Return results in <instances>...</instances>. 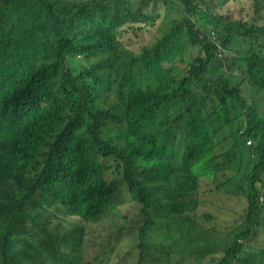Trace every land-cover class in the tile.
<instances>
[{
	"label": "trees",
	"instance_id": "trees-1",
	"mask_svg": "<svg viewBox=\"0 0 264 264\" xmlns=\"http://www.w3.org/2000/svg\"><path fill=\"white\" fill-rule=\"evenodd\" d=\"M104 1V0H103ZM171 0L166 2V5ZM40 0H0V9H7L9 16L5 18L13 31L0 30V85L12 84L25 96L21 107L22 126L16 133L0 129V219L1 238L14 246L22 256L24 264H125L124 257L110 258L101 248L82 247L75 242L73 230L63 234H54L44 226L35 222L36 235L29 236V243L21 247L16 245L19 234L26 232L24 219H34L35 213L29 211L27 205L40 206L49 210L55 217H62L74 225L75 230L83 231L87 222L95 218L108 219L115 228L138 242L139 259L137 264H171L170 244L167 233L150 228L151 215L147 204L117 205L110 199L96 200L85 197L79 178L83 170L89 172L91 187L99 191L98 198L107 196L110 192L103 179L104 167L97 157L98 147L117 163L122 164L123 175L132 186L136 187L134 177L136 163L132 148L139 127L149 124L174 125L180 120L182 132L187 142L196 150L194 166L199 177L212 179L222 177L228 179L227 158L229 153L216 146L223 143L228 146L230 133L218 131L208 105L191 99L180 100L167 94L170 88L168 81L172 78L173 57L159 52L155 45L151 49L153 55L146 57L129 51L106 70L105 78L123 74V80L129 84L159 83L161 89H148L146 95L135 94L136 88L129 92L118 94L117 102L120 111L108 114L110 118L126 123V128L113 131L110 127L102 129V113H94L95 104L78 103V96L84 94L86 101L91 99L90 87L70 73H60L52 77L46 76L49 69L58 71L68 67V59L72 56H89L91 48L88 45L77 46L68 42H45L38 35H33L35 18L39 12ZM169 10L166 9V12ZM24 16V19L22 17ZM187 24L189 13L183 10L181 17ZM23 27L26 32L22 33ZM25 37V38H24ZM52 60L46 64L47 60ZM137 61H147V64L135 65ZM132 64L128 72L123 66ZM208 62L200 61V66ZM98 78V77H97ZM77 85L78 95L69 94V87ZM124 87L122 83L118 84ZM232 92L241 104V111L248 106L239 95L237 89L228 91V84L220 81L212 88V92L226 109L227 94ZM178 107V108H177ZM185 112L181 113L180 108ZM248 108H251L249 106ZM255 118V111H250ZM93 119V125L86 138L79 137L77 131L82 126L84 116ZM175 114V117L172 115ZM228 125L233 129V119L228 117ZM255 135L259 142L255 153L243 154L240 147V164H246L250 170L249 187L254 196L261 195L258 191L264 170V120L252 121ZM259 131V134L256 133ZM246 133H244L243 140ZM216 137V142L213 141ZM45 155L46 159H42ZM263 165H262V164ZM256 164L257 169L252 167ZM211 165L209 168L208 166ZM79 171V173H78ZM182 175H180L181 177ZM57 199L69 205L67 214H61L60 205L52 207ZM260 220V217L257 216ZM254 234L250 230L249 238ZM66 235L69 242L60 236ZM257 244L249 240L244 246L243 264H264V259L257 255ZM156 250L157 252H155Z\"/></svg>",
	"mask_w": 264,
	"mask_h": 264
},
{
	"label": "clouds",
	"instance_id": "clouds-1",
	"mask_svg": "<svg viewBox=\"0 0 264 264\" xmlns=\"http://www.w3.org/2000/svg\"><path fill=\"white\" fill-rule=\"evenodd\" d=\"M53 0H40L39 12L51 8ZM182 10L164 13L153 31V24L144 30L150 34L156 49L171 56L170 45L186 27H198L208 37L210 47L221 53L216 57L215 69L220 78L232 85L253 84L264 93V0H180ZM58 16L55 26L41 35L45 42H68L88 45L92 54L104 57L110 65L132 51L137 32L123 19L129 0H57ZM85 8V9H84ZM183 10L190 16L187 24L181 17ZM112 30H115L114 32ZM246 38L243 50L231 49V40ZM78 86L68 89L78 95ZM24 94L14 85H0V129L16 133L22 126L21 107ZM132 155L143 169L152 172L178 171V178L166 182L158 193L147 186L132 188L128 179L116 175L114 187L107 196L98 198L99 191L91 187L88 171L79 173L85 197L106 200L115 204L146 202L151 215L150 228L167 233L171 264H236L245 255V242L257 244V255L264 259V193L254 196L249 187L250 170L235 159L234 152L243 146L244 131L230 133V143L216 148L229 153L228 179L199 177L194 166L195 148L189 144L179 121L174 125L149 124L139 127ZM99 159H110L98 147ZM111 160V159H110ZM180 175H182L180 177ZM257 216L260 222H257ZM260 225L251 238L252 227ZM0 219V227H1ZM0 264H24L19 251L4 242L0 231Z\"/></svg>",
	"mask_w": 264,
	"mask_h": 264
},
{
	"label": "rangeland",
	"instance_id": "rangeland-1",
	"mask_svg": "<svg viewBox=\"0 0 264 264\" xmlns=\"http://www.w3.org/2000/svg\"><path fill=\"white\" fill-rule=\"evenodd\" d=\"M128 10L126 11L125 20L128 26L135 28L137 32L136 43L132 49L137 54L144 53L146 57L152 56L153 51L151 49L154 45L151 41H148L150 34H146L144 30L148 24H153L152 30L154 31L166 13V2L168 0H129ZM210 42L204 43L198 42V33L195 31L191 35L187 36L186 32H179L173 37V41L170 45V53L173 57L172 67L173 71L169 74L172 77L168 83L170 88L167 90V94L173 95L176 99L180 100L179 106L181 105V99H191L194 95L195 101H200L209 106L212 116L214 118V125L218 131L224 133L235 132L236 129H243L245 135L243 144V154L249 153V155L256 154L255 146L259 142V137L255 135L254 125L250 124L252 121L264 120V93L260 90V87L253 84L242 83L240 85H232L225 82L220 78L215 69L217 62L216 57L221 53L213 50L210 47ZM248 46L246 38H240L237 40H231L228 44V48L243 50ZM205 60L208 62L207 66H200V61ZM52 61L47 60L45 63ZM137 61L135 65L139 64ZM106 66L104 57L101 54H91L89 56L75 55L68 59V67L60 69L58 71L48 70L46 76L52 77L53 75L60 73H70L73 75L77 82H83L85 85L90 87L91 99L86 101L84 94L78 96V103L90 104L92 101L95 104L94 113H102V119L104 121L102 129L110 127L113 131H120L126 128V123L121 122L118 119H113L108 114H116L120 111L117 102H120L118 94L120 92H129L133 88L135 94L146 95L148 89H161L163 85L159 83H138L129 84L123 80V74L117 75L114 81L111 77L105 78L104 70ZM132 64L124 65L123 68L126 71L132 69ZM142 67V64H140ZM98 77V78H97ZM220 81H224L228 84V91L233 88L237 89L238 95L247 102L248 106L246 110L241 111V104L237 97L232 92L227 94V106L226 109L221 107L220 99L214 95L212 88L219 84ZM122 83L124 87L118 85ZM249 106L252 107L248 108ZM177 107V108H178ZM255 111V118L250 112ZM180 112H185V108H180ZM175 117V114L172 115ZM228 117L233 119V129L228 125ZM180 122V120H178ZM93 125V119L85 114L82 126L77 131V135L82 138H86L89 135L91 126ZM259 134V131H256ZM213 141L216 142V137H213ZM235 159L237 162L241 159V153L239 149L234 152ZM260 155V154H256ZM42 159H46L43 155ZM100 163L104 167L103 179L108 187H114L115 183L113 179L116 175L123 173L122 164L112 161L110 159L103 160L99 159ZM262 164V163H261ZM256 164L253 169H257ZM263 165V164H262ZM209 168L211 165L208 166ZM261 173L263 177L260 181L258 191L264 193V170ZM134 177L137 179L140 186L150 187L154 191V194H158L165 186L166 182L173 181L174 178H178V171H159L152 172L143 170L137 163L134 165ZM60 205L61 214H67L69 212V205L61 200L55 199L52 202V207ZM29 211L35 213L34 219L25 218L24 226L26 232L19 234L16 238V245L21 247L25 242L29 243V236L36 235L35 222H38L44 226L47 230L54 234H63L66 230L72 229L75 242L79 243L82 247L87 248H101L105 252L106 256L110 258L124 257L126 259L125 264H137L139 259V248L138 242L132 241L122 230L115 228V226L105 218L91 219L87 222L83 231L82 237L79 239L81 234L80 230H75L74 225L69 222L68 219L62 217H55L49 210H43L40 206H34L32 204L27 205ZM257 222H260L257 219ZM1 224L4 221L1 220ZM261 226L256 225L252 227V231L260 230ZM253 236V235H252ZM251 236V237H252ZM66 242H69V238L64 235L60 236ZM249 241L245 242V245ZM157 252L156 250H154ZM264 256V252H263ZM236 264H243L239 261Z\"/></svg>",
	"mask_w": 264,
	"mask_h": 264
},
{
	"label": "crops",
	"instance_id": "crops-1",
	"mask_svg": "<svg viewBox=\"0 0 264 264\" xmlns=\"http://www.w3.org/2000/svg\"><path fill=\"white\" fill-rule=\"evenodd\" d=\"M57 16H58V3L57 0H53L51 3V8L48 11L37 13L36 18L34 20L35 29L33 30L32 34L41 36L45 34L47 31L51 30L56 24ZM8 22L9 21L6 20L4 17L0 18V26H7L9 25ZM112 31L114 32L115 30Z\"/></svg>",
	"mask_w": 264,
	"mask_h": 264
},
{
	"label": "bare ground",
	"instance_id": "bare-ground-1",
	"mask_svg": "<svg viewBox=\"0 0 264 264\" xmlns=\"http://www.w3.org/2000/svg\"><path fill=\"white\" fill-rule=\"evenodd\" d=\"M182 8H183V3L180 0H171L170 3L165 6V9L172 10V11L177 12V13H179L182 10ZM8 16H9V12L7 9H0V18L1 17L7 18ZM22 19H24V16L22 17ZM0 30L13 31L14 28L12 26H9V25L0 26ZM195 31L198 33V42L199 43L202 44L208 40V37L206 35H204L198 27H190V26L186 27V35L187 36L191 35ZM25 32H26V27H23L22 33H25ZM73 46H74V44H73ZM147 63H148L147 61L139 62V64H147Z\"/></svg>",
	"mask_w": 264,
	"mask_h": 264
}]
</instances>
